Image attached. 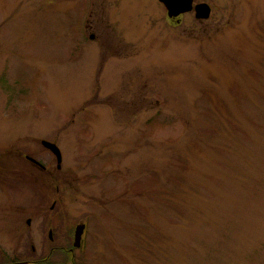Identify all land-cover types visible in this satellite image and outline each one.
<instances>
[{"label": "rangeland", "instance_id": "374dc122", "mask_svg": "<svg viewBox=\"0 0 264 264\" xmlns=\"http://www.w3.org/2000/svg\"><path fill=\"white\" fill-rule=\"evenodd\" d=\"M206 2L0 0V172L63 156L56 194L6 184L28 251L48 215L75 264H264V0Z\"/></svg>", "mask_w": 264, "mask_h": 264}, {"label": "flooded vegetation", "instance_id": "af4514ba", "mask_svg": "<svg viewBox=\"0 0 264 264\" xmlns=\"http://www.w3.org/2000/svg\"><path fill=\"white\" fill-rule=\"evenodd\" d=\"M206 1L193 0L191 11L182 12L177 16L170 17L169 9L159 0L166 11L167 17L169 19H175L176 22L182 21L181 19L185 15L191 13L198 21H206L210 19L212 16V7ZM202 4L208 5L210 7V16L207 19L197 17V7ZM181 23L182 22H179L178 25ZM90 38L93 39L94 35H91ZM43 141L44 140H41V144L44 148L43 151L50 159L49 163L44 164L36 157L29 155L25 149L21 148V146H13L17 153H12L14 154V158H18L21 161V163L19 162V168L16 171L17 173L14 172L11 176H9L8 172H0V264H74L70 262V251L71 253H76L77 251V249L74 247V231L76 226L81 223L77 224L75 228H72L70 248V228L65 232V234L67 233L68 236L65 234H63L64 236H61V234L58 233L59 239L56 240V229L53 228L52 222V226L50 225L47 215V218L43 219V224H39L36 229L37 237L43 239L42 228L45 227L44 230H47L48 232L47 240L40 242L39 246L32 245L31 250L28 251L27 228L31 227L32 220L26 219V206L23 202L24 194H18L17 191L12 193L11 188L6 186L10 180V182L13 184L16 181L17 185L21 183V181L24 182L27 178V172H30L31 174L37 175L38 184L42 187V191L48 192V190H50L55 194L58 192L57 175L63 170V160L59 166L57 157L50 149L43 145ZM39 151L42 152V150ZM8 153L11 154L10 152ZM42 203L40 202V205H42ZM45 204H47V202ZM55 206L56 201H54L52 206L49 207L51 214L55 209ZM40 207L42 208V206ZM50 211H47L46 214H48V212L50 213Z\"/></svg>", "mask_w": 264, "mask_h": 264}, {"label": "water", "instance_id": "95a60500", "mask_svg": "<svg viewBox=\"0 0 264 264\" xmlns=\"http://www.w3.org/2000/svg\"><path fill=\"white\" fill-rule=\"evenodd\" d=\"M164 3L167 8L169 9L170 17L177 16L179 13L182 12H189L192 10V3L193 0H160ZM210 16V7L208 5L202 4L197 7V17L207 19ZM43 145L50 149L57 157L59 166L62 162V155L59 148L48 141H44ZM85 230V225L80 224L75 229V236H74V247L78 248L81 245L82 235ZM21 264H28V263H21Z\"/></svg>", "mask_w": 264, "mask_h": 264}, {"label": "trees", "instance_id": "16d2710c", "mask_svg": "<svg viewBox=\"0 0 264 264\" xmlns=\"http://www.w3.org/2000/svg\"><path fill=\"white\" fill-rule=\"evenodd\" d=\"M151 123V122H150ZM150 126V125H149ZM70 234V233H69ZM71 236H72V234L70 235V248H71ZM59 257V256H58ZM60 258V257H59ZM61 259V258H60ZM70 262L71 263H74L75 264V262H74V260L72 259V257H71V251H70Z\"/></svg>", "mask_w": 264, "mask_h": 264}]
</instances>
